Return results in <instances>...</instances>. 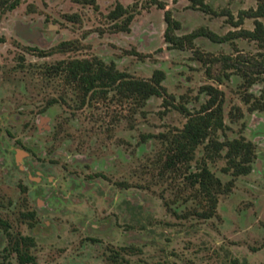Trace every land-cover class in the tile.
<instances>
[{
	"label": "rangeland",
	"instance_id": "obj_1",
	"mask_svg": "<svg viewBox=\"0 0 264 264\" xmlns=\"http://www.w3.org/2000/svg\"><path fill=\"white\" fill-rule=\"evenodd\" d=\"M156 1L96 0V9L73 0H25L0 18L1 263L18 264L14 241L28 236L34 239L29 264H264V109L250 108L264 102V82L249 86L233 69L223 84L210 78L222 65L211 58L255 55L257 44L201 37L197 49L203 54L169 49L157 3H166L182 22L179 33L204 25L224 35L253 29L254 19L237 28L229 14L189 8L190 0ZM206 1L235 17L257 6L256 0ZM118 2L134 11L129 32L117 31L109 17ZM64 41L74 46L59 48ZM95 57L136 78L162 69L174 98L153 96L137 107L112 88L88 97L81 108L78 86L45 68ZM207 84L225 91L226 127L216 137L251 141L252 171L234 177L224 171L226 149L211 154L202 144L192 169L162 174L169 139L161 134L172 136L184 126L179 107L198 110L208 99L202 91ZM203 159L223 183L233 180L208 219L196 214L200 200L185 178Z\"/></svg>",
	"mask_w": 264,
	"mask_h": 264
},
{
	"label": "trees",
	"instance_id": "obj_2",
	"mask_svg": "<svg viewBox=\"0 0 264 264\" xmlns=\"http://www.w3.org/2000/svg\"><path fill=\"white\" fill-rule=\"evenodd\" d=\"M25 0H0V18L9 11L16 9ZM80 4H93L98 9L96 0H73ZM155 3L157 2L154 0ZM178 2V0H174ZM257 6L250 9H242L238 17H235L229 10L219 12L211 3L206 0H190L189 8L198 9L203 12L213 13L214 15L229 14V22L239 28L246 18L254 19V28H239L221 35L210 29L208 26H199L190 32L179 33L182 29V22L174 16L171 9H167V4L159 2L158 7L164 10V20L166 28L164 39L168 43L169 49L193 50L196 54H203L197 49V39L204 37L215 43H226L239 38L254 41L257 44L259 52L255 55H238L236 57L228 54L222 58L214 57L210 62L222 61L218 73L210 78L223 84L224 78L229 77V70L233 69L241 73L245 82L252 86L257 81L264 82V0H256ZM109 17L114 21V27L117 31L129 32L131 23L135 17L134 11L129 7L118 2L109 12ZM74 41H64L60 43L59 48H72ZM202 59V55L200 57ZM52 68V67H51ZM55 68V67H53ZM56 68H60L56 67ZM69 80L81 86L84 96L91 94L95 98L99 94L107 95L109 90L114 88L123 99L132 98L137 107H143L147 101L153 97H163L169 95L163 84L166 74L162 69H157L150 78H136L128 72L116 68L114 64L106 65L98 59H73L65 67ZM210 74L211 68H208ZM206 92L208 99L196 111H191L181 105L179 108L186 113V122L184 126L173 133L172 136L161 134L168 138V149L160 165L163 171H179L187 166L192 169L191 162L196 157L197 149L205 144L206 149L211 154H221L226 149L225 157L227 165L225 172H231L234 177L249 174L252 171V162L255 158V146L251 141L244 137L220 140L216 137L220 130L226 127L224 119V100L225 91L214 84H207L202 87ZM253 97L252 93L246 95L245 101L250 103ZM86 97H84V101ZM164 103H168L165 100ZM254 109H264V102L258 101L252 107ZM190 185L195 189L194 196L199 198L201 205L196 214L203 219H208L216 213L219 195L225 193L233 185V180L225 184L210 169L207 159H203L202 164L196 171L191 170L185 176ZM34 243V239L28 236H21L14 241V250L17 253L19 263L29 264L34 261L28 249ZM120 253L114 252L113 258L117 260ZM0 264H4L1 263ZM9 264V263H8ZM115 264H128L117 262Z\"/></svg>",
	"mask_w": 264,
	"mask_h": 264
},
{
	"label": "flooded vegetation",
	"instance_id": "obj_3",
	"mask_svg": "<svg viewBox=\"0 0 264 264\" xmlns=\"http://www.w3.org/2000/svg\"><path fill=\"white\" fill-rule=\"evenodd\" d=\"M53 52H55V51H53V50H51V51H48L47 53L45 52V51H41L40 52V54H41V56H46L45 54H53ZM73 59H91V60H94V59H98L99 61H102L104 64H106L103 60H101V59H99V58H97V57H95V58H69V59H63V60H60V61H58L56 64H52V65H49V66H47L46 68H45V70H46V72H47V74L48 75H50V76H60V75H63L64 76V81L66 82V84L68 85V84H76V83H73V82H71L69 79L70 78H68V76H67V70L65 69V67L68 65V63L70 62V61H72ZM111 64H114V63H111ZM111 64H109V65H111ZM107 65V64H106ZM115 65V64H114ZM60 66V68H56V67H59ZM116 66V65H115ZM52 67V68H51ZM53 67H55V68H53ZM117 68V67H116ZM118 69V68H117ZM127 72V71H126ZM130 74V73H129ZM131 75V74H130ZM132 76V75H131ZM77 85V84H76ZM78 86V89H79V92H80V94H81V96H82V99H81V101H80V107L82 108V107H84L88 102L86 101L87 100V98L88 97H90V98H92L91 97V94H89V95H87V96H84V92H83V90H81V86H79V85H77ZM84 97H86V100L84 101ZM52 100H54V99H52ZM54 101H50V105L53 103ZM46 110V109H45ZM44 110V111H45ZM38 160L41 162V164L42 163H44L43 162V160L41 159V157L39 156L38 157ZM49 164L51 165V164H53V161H52V159H50V162H49ZM45 165V164H44ZM31 215H34V213L32 212L31 213Z\"/></svg>",
	"mask_w": 264,
	"mask_h": 264
}]
</instances>
